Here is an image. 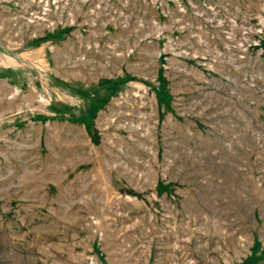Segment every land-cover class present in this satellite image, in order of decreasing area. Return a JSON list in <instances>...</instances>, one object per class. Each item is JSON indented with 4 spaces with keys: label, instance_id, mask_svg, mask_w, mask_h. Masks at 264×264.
I'll use <instances>...</instances> for the list:
<instances>
[{
    "label": "rangeland",
    "instance_id": "374dc122",
    "mask_svg": "<svg viewBox=\"0 0 264 264\" xmlns=\"http://www.w3.org/2000/svg\"><path fill=\"white\" fill-rule=\"evenodd\" d=\"M0 264H264V0H0Z\"/></svg>",
    "mask_w": 264,
    "mask_h": 264
}]
</instances>
